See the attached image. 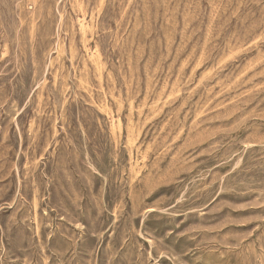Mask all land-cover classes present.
I'll return each mask as SVG.
<instances>
[{"label": "rangeland", "instance_id": "374dc122", "mask_svg": "<svg viewBox=\"0 0 264 264\" xmlns=\"http://www.w3.org/2000/svg\"><path fill=\"white\" fill-rule=\"evenodd\" d=\"M0 264H264V0H0Z\"/></svg>", "mask_w": 264, "mask_h": 264}, {"label": "bare ground", "instance_id": "6f19581e", "mask_svg": "<svg viewBox=\"0 0 264 264\" xmlns=\"http://www.w3.org/2000/svg\"><path fill=\"white\" fill-rule=\"evenodd\" d=\"M55 79V78H54Z\"/></svg>", "mask_w": 264, "mask_h": 264}]
</instances>
